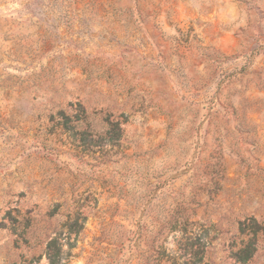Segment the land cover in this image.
<instances>
[{"label":"rangeland","instance_id":"374dc122","mask_svg":"<svg viewBox=\"0 0 264 264\" xmlns=\"http://www.w3.org/2000/svg\"><path fill=\"white\" fill-rule=\"evenodd\" d=\"M48 255L264 264V0H0V264Z\"/></svg>","mask_w":264,"mask_h":264},{"label":"trees","instance_id":"16d2710c","mask_svg":"<svg viewBox=\"0 0 264 264\" xmlns=\"http://www.w3.org/2000/svg\"><path fill=\"white\" fill-rule=\"evenodd\" d=\"M257 232V230H251L250 231V233L253 235V234H255ZM246 246H249L250 247V245H246ZM249 247H246V248H249ZM249 257H250V251L248 250V249H245L244 251H242V253L240 252V255L239 256H237V259L239 260V261H241V262H245L247 259H249ZM48 259L50 260V263L51 264H55V256L54 255H48Z\"/></svg>","mask_w":264,"mask_h":264}]
</instances>
